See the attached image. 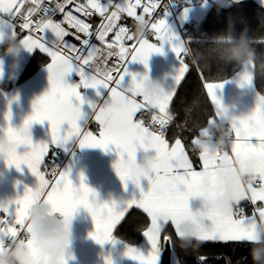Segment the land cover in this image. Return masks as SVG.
Listing matches in <instances>:
<instances>
[{"label": "snow or ice", "instance_id": "obj_1", "mask_svg": "<svg viewBox=\"0 0 264 264\" xmlns=\"http://www.w3.org/2000/svg\"><path fill=\"white\" fill-rule=\"evenodd\" d=\"M259 2L264 4V0ZM176 5L162 3V0H86V3L78 0H0V43L12 39L28 52L38 50L51 60L47 64L50 87L34 101L31 114L17 127L11 123L9 109L4 113L6 123L0 126V135L5 136L10 144L8 152L0 159L18 171L26 166L36 177L35 186L24 185L22 193L0 201V213L6 214V218L0 219V251L17 244L32 251L29 236L32 229L27 213L37 201H42L52 213L60 215L66 226H70L79 208L86 209L94 224L90 237L100 245L107 243L114 248L122 245L120 255L136 264H160L165 249L176 252L177 240L185 251L195 242L253 245L261 241L257 229L264 224V203L257 202H264V95L254 88V60L240 66L230 82L241 88L250 87L257 94L255 107L247 114L228 117V142L222 150L202 145L197 159H191L182 138L175 134L172 142L167 138L174 121L170 102L177 86L191 70L185 62L190 51L188 44L168 20L171 9ZM137 9H142V14H138ZM157 9L161 11L157 13ZM73 11L86 18L98 14L101 21L93 29L90 22L74 15ZM188 12L187 7H182L181 18L186 19ZM154 13L157 14L154 16ZM58 14L63 17L60 21L55 18ZM125 14L127 18H133L135 25L145 23L143 37L134 38L129 27L119 23ZM110 33L113 34L111 42L107 39ZM245 34L251 45L247 30ZM70 35L80 42L79 46L65 39ZM149 35L155 42H150ZM229 35L234 34L229 32ZM92 37L102 47L92 43ZM223 42L215 40L214 43L218 46ZM259 43L264 45V39ZM165 46L176 55L179 67L162 94L149 99L141 91V77L130 72L128 64L138 62L147 69L149 57L154 53L163 54ZM113 58L114 62L110 63ZM194 67L198 68V64ZM73 73L79 77L78 83L67 82L66 77ZM198 76L210 103L215 106L214 116L207 121L209 125L226 111L217 94L226 81L210 82L204 78L202 70H198ZM2 77L3 61L0 60ZM81 88L93 89L96 98H85ZM84 105L86 107H82ZM93 119L99 125L98 135L87 130L89 121ZM44 121L49 125L50 140L33 143L29 130L33 123ZM205 135L202 128L191 144L201 145V137ZM73 141L78 142L80 148L114 151L117 156L113 164L116 174L125 187L131 181L139 189V197L100 200L82 173L77 184L71 178V168L61 170L54 160L49 171L45 160L50 148L61 147L68 151ZM21 146L26 150L19 152ZM138 150L155 153L150 174L134 169ZM253 157L259 163L250 180L238 182L231 203L222 209L211 207L209 202L222 194L218 178L234 171L235 164H243ZM222 161L230 167H222ZM197 164L201 170L196 169ZM202 177H208L207 191L202 189ZM141 178L148 182L146 191L141 188ZM195 197H203L204 218L194 235L187 237L181 224L192 222L189 202ZM243 202L255 206L251 215L247 214ZM133 206L146 214L147 223L142 232L148 245L146 249L130 245L113 234ZM71 259L73 257L68 252L59 264H68ZM104 264H114L111 255L105 256ZM201 264L205 262L201 260Z\"/></svg>", "mask_w": 264, "mask_h": 264}, {"label": "crops", "instance_id": "obj_2", "mask_svg": "<svg viewBox=\"0 0 264 264\" xmlns=\"http://www.w3.org/2000/svg\"><path fill=\"white\" fill-rule=\"evenodd\" d=\"M181 10L182 8L177 10L175 18L168 20L172 27L182 37L180 25L188 21L190 18L197 17L188 15L186 19H182L180 15ZM51 38V34L49 33V39ZM16 46H21V44L12 39H6L3 43H0V60L3 61V77L0 78V126H3L6 123L4 120V113L9 109L12 113L11 123L17 127L20 126L23 119L31 114L34 101L39 96L43 95L50 87L47 71V64L51 62L50 58L47 57L46 54L40 53L38 50L28 52L23 47H20V51L15 56L6 51L7 48ZM35 54H38L42 58V64L35 71L23 75V71L29 60ZM252 60V58H248V61L243 63L242 66L250 64ZM185 62L190 66V63L187 60V55L185 56ZM177 67H179V64L176 55L168 46L164 47L163 54L154 53L149 57L147 69L143 64L138 62H131L128 64L130 72L142 73L147 71L151 78L163 81L165 88L171 84L172 74ZM253 75L256 92L264 95V93L257 88L255 83V61ZM233 78L234 76L232 74L222 80L210 81H226L223 84V88L217 91L226 111L215 120L213 126L217 125L218 127L220 124L228 126L227 119L229 116L233 114L236 116L247 114L257 103V94L254 93L250 87L241 88L236 83L230 82ZM66 79L68 83L79 82V80L75 79L74 73L70 74ZM178 87L179 85L177 86V89ZM80 91L82 96L89 100L96 98L93 89L81 88ZM9 101H11L10 104ZM211 106L214 112L215 106L212 104ZM82 107H86V105ZM87 130L92 131L94 135H98V123L95 122L94 119L90 120L87 125ZM29 131L33 143L48 142L50 140L49 125L47 121H44L43 123H33ZM208 131L209 130H206V135L201 137L202 144L195 145L199 150L202 145H207L209 148L210 146H213L211 148L213 150L218 149V146L220 145L218 135L211 136ZM197 136H195L194 139ZM73 146H76L75 152L69 157L63 170L71 168V178L74 183L78 184V176L82 173L85 177V182L97 192L100 200H126L133 196L139 197V189H137L131 181H128L127 186L125 187L124 183L121 182L119 176L116 174L113 164L117 159V156L114 151H104L100 148H80L76 141L71 142L70 149ZM25 150V146L18 148L19 152ZM146 153L147 152L138 150L137 160L139 161L142 159ZM258 163V159L253 157L246 160L243 164H235V170L230 172V174L233 176L236 184L238 185V182L241 181V175L251 176ZM222 164H226L230 167L226 161H222ZM196 169L201 170L199 164L196 165ZM206 183H209L208 177H202L201 186ZM35 184L36 177L31 174L26 166H22V170L18 171L13 166H7L4 161L0 159V201L14 198L18 193H22L24 185L33 187ZM140 185L145 191L147 190L148 182L146 179L141 178ZM202 199L203 197H195L190 200L189 204L192 209V216L202 213ZM257 203L261 204L264 202ZM133 208L136 207H131L128 212ZM128 212H126V214ZM1 214L2 213H0V215ZM261 226H264V224H261ZM181 228L183 229V224H181ZM116 229L113 233L115 236ZM70 230L71 243L68 252L71 253L73 259L69 260L68 264H104V258L108 255H111L114 264H136V262L131 259L120 255L122 245H117L115 248L107 243L100 245L90 237L89 234L94 231V224L86 209L79 208L74 213L70 222ZM31 233L29 236L32 251H29L28 248L21 247L18 244L16 248L18 247L19 249L28 252L32 257L31 264H49L47 256L43 255L35 246V241ZM133 246L141 249H146L148 247L145 237H143L140 243ZM201 260L202 257H199L198 261L201 262Z\"/></svg>", "mask_w": 264, "mask_h": 264}, {"label": "trees", "instance_id": "obj_3", "mask_svg": "<svg viewBox=\"0 0 264 264\" xmlns=\"http://www.w3.org/2000/svg\"><path fill=\"white\" fill-rule=\"evenodd\" d=\"M85 2L86 0H79ZM198 26L189 41L191 55H187L190 72L182 80L170 104L174 122L169 128L168 139L174 134L182 138L192 159H197L199 149L191 141L203 128L209 135L219 133L217 125L207 124L214 112L201 84L198 70H202L208 81L225 79L243 63L232 58V49L243 47L254 50L255 83L264 93V4L258 0H212L206 14L198 19ZM250 37L251 45L245 31ZM229 32L234 35H229ZM215 40L224 41L218 46ZM217 51L215 52V48ZM3 49V48H2ZM252 58L251 53L249 57ZM42 64V58L35 54L29 60L23 75L35 71ZM198 64V68L194 67ZM177 125L180 127L178 128ZM195 151H194V150ZM147 223L146 214L137 208L131 209L116 229V236L125 242L136 245L143 239L142 232ZM171 232V229H169ZM173 252V264H253L250 255L251 243L237 242H195L188 250L179 247ZM264 255V253H262Z\"/></svg>", "mask_w": 264, "mask_h": 264}, {"label": "clouds", "instance_id": "obj_4", "mask_svg": "<svg viewBox=\"0 0 264 264\" xmlns=\"http://www.w3.org/2000/svg\"><path fill=\"white\" fill-rule=\"evenodd\" d=\"M145 23L138 22L135 25V32L133 36L140 39L145 34ZM20 47H9L7 52L15 56ZM249 53H251L254 60V50H251L244 45L243 47H235L232 49V58L245 63L248 61ZM141 79V91L143 95L149 99H153L162 94L165 90L163 81L151 78L147 71L137 73ZM213 146H210V149ZM10 148L8 139L0 135V156L5 155ZM155 153L147 152L139 161L136 159L134 162V169L139 170L143 174H150L152 171V163L155 160ZM224 168L226 164L221 165ZM251 179L250 175H241V181H248ZM218 185L221 195H218L214 200L209 202L211 207L223 208L231 203L232 193L237 188L233 176L230 173L224 174L218 178ZM209 183L202 185V189L207 191ZM78 195V193L76 194ZM203 214L194 215L192 222H185L183 224V231L187 237L194 235L198 224L203 222ZM28 222L32 226L31 235L34 238L35 246L40 252L47 256L49 264H59V260L68 253L71 243V230L70 226H66L63 218L51 212L48 205L42 201L33 203L28 209ZM258 235L261 236V241L254 242L253 247L250 249V255L253 264H264V226L259 225L257 229ZM32 257L26 250L17 248H10L6 253L0 255V264H31Z\"/></svg>", "mask_w": 264, "mask_h": 264}, {"label": "built area", "instance_id": "obj_5", "mask_svg": "<svg viewBox=\"0 0 264 264\" xmlns=\"http://www.w3.org/2000/svg\"><path fill=\"white\" fill-rule=\"evenodd\" d=\"M191 0H162V3H175L177 4L176 6H173V8L171 9V15L168 17V19H173L176 17V12L177 10H179L180 8L184 7L186 4H188ZM78 2H81L78 0ZM117 2H120V0H117ZM124 2H127V0H124ZM142 2H147V0H142ZM70 8H72V6H69ZM161 11V9H157V13H159ZM138 14H142V9H137ZM157 13H154L153 15L155 16ZM73 14L80 17L81 19H85L87 22H90L93 25V29L99 25L101 18L99 17V15H94L91 18H86L84 16L81 15V13H77L75 11H73ZM58 21L62 20V16L61 15H57L55 17ZM121 25H127L130 29V32H135V21L133 20V18H127L126 14L125 17L122 18V20L119 22ZM198 19L197 18H190L188 21H186L185 23H183L182 25H180V31H181V35L182 37L185 39L186 44H188L189 47V41L193 38L195 30L198 26ZM66 28H68V25H64ZM69 31L71 32H75V29H70ZM81 37L83 38V34H80ZM149 40L150 42H155L154 38L149 35ZM66 40H68L71 43H76L79 46V41H76L74 36H68L65 37ZM109 42H111V39H113V34H109V37L107 38ZM91 42L96 44L98 47H102V45L100 44L99 41H97L95 39V37L91 38ZM190 49V47H189ZM191 55V51H189V54ZM192 56V55H191ZM115 58H113L112 61H110V63L114 62ZM75 79L79 80V77L77 75H75ZM174 122V121H173ZM227 128L228 126L225 125H219L218 126V131L219 134L218 137L220 139V145L218 146V149H223L224 146L227 144L228 142V132H227ZM214 134H211V136H217ZM197 136V135H196ZM76 149V146H73L71 149H69L68 151H65V149L61 148V147H52L50 148L49 151V155L45 160V163H48L49 165V171L51 170V166H52V160L55 161L56 165L63 170L67 160L69 159V157L74 154ZM54 153V155H53ZM252 177V175H251ZM243 206L246 209V212L248 215H251L253 212V209L255 206L251 205L250 202H243ZM6 218V214H1L0 215V219H4ZM17 245L15 246H9L7 248H5L3 251H0V255H3L4 253H6L10 248H16Z\"/></svg>", "mask_w": 264, "mask_h": 264}, {"label": "rangeland", "instance_id": "obj_6", "mask_svg": "<svg viewBox=\"0 0 264 264\" xmlns=\"http://www.w3.org/2000/svg\"><path fill=\"white\" fill-rule=\"evenodd\" d=\"M84 3H86V1ZM211 3L212 0H207L206 4L204 3V0H191L184 7H187L189 9L188 15L197 17L198 19L202 18L206 14Z\"/></svg>", "mask_w": 264, "mask_h": 264}, {"label": "water", "instance_id": "obj_7", "mask_svg": "<svg viewBox=\"0 0 264 264\" xmlns=\"http://www.w3.org/2000/svg\"><path fill=\"white\" fill-rule=\"evenodd\" d=\"M160 264H173V251L171 249H165L160 258Z\"/></svg>", "mask_w": 264, "mask_h": 264}]
</instances>
